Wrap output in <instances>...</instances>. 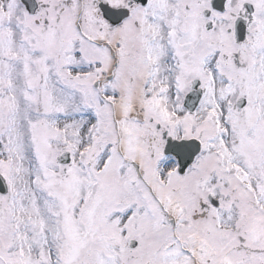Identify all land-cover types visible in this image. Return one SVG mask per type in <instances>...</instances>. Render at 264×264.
<instances>
[{"label": "snow or ice", "instance_id": "6c2138e0", "mask_svg": "<svg viewBox=\"0 0 264 264\" xmlns=\"http://www.w3.org/2000/svg\"><path fill=\"white\" fill-rule=\"evenodd\" d=\"M0 264H264V0H0Z\"/></svg>", "mask_w": 264, "mask_h": 264}]
</instances>
